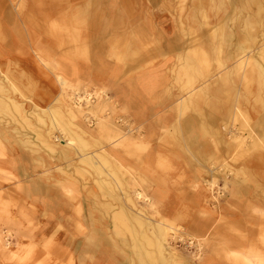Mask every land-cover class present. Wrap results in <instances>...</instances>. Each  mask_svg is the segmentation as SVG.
I'll return each instance as SVG.
<instances>
[{
    "label": "rangeland",
    "instance_id": "374dc122",
    "mask_svg": "<svg viewBox=\"0 0 264 264\" xmlns=\"http://www.w3.org/2000/svg\"><path fill=\"white\" fill-rule=\"evenodd\" d=\"M240 2L236 0L237 4ZM196 4L193 0H127L125 6L120 0H0V81L7 88L9 103L22 107V114L15 108L10 112L0 110L2 153L5 141L15 137L33 154L43 155L36 162L42 168L41 177L59 186L70 185L94 222L115 239V245L130 264L137 263L131 235L127 234L125 240L116 234L111 218L120 210L124 192L134 198L136 207L151 222L156 238L163 241L169 236L167 233L173 231H168L172 219L177 233L171 232L175 238L170 234L164 242L179 250L176 262L254 264L250 258L257 249L264 264V150L263 159L257 158L255 151L239 152L233 137L235 133L248 136V132L240 130L237 120L225 129L227 110L222 104L228 93L218 91L223 76L237 63L235 36L243 28L235 18L223 25V32L234 37L232 42H224L225 66L220 67L210 32L218 17L210 12L208 18L200 17L194 25L188 17ZM118 14L125 16L124 22L116 23ZM263 32L264 23L258 31V42L251 48L255 56ZM191 34H194L192 47L202 50L204 44L208 60L205 59L203 69L194 64L192 75L181 73L179 78L184 59L191 52ZM241 75L244 78L243 71L231 72L232 81L228 80L234 89L231 97L235 90L246 88L249 93L243 107L251 113L253 125L264 116L262 102H255L257 94L264 96V92H259L254 83L244 87L246 79ZM110 78H116L121 86L109 88L105 81ZM158 78L160 83L156 85ZM10 79L18 91L11 86ZM131 84L135 86V95ZM204 86L199 107L182 103L190 92ZM86 92L95 96L89 104L100 105L95 113L85 108L89 105L84 98ZM65 93H74L76 98L68 99L71 104L64 99ZM147 95L151 98H146ZM78 96L85 99V104H77ZM131 97L140 103L138 107L132 106ZM149 100L157 111L169 116L168 126L155 129L152 138L145 132L148 124L137 122L134 112L136 108H144ZM79 105L86 111L70 116V109H78ZM53 113L60 115V123L69 130H74L73 125L86 128L88 146L81 149L67 145V133L50 120ZM100 120L104 123L103 130ZM195 136L196 141L192 142L191 137ZM45 139L55 150L43 142ZM84 151L118 159L138 171L134 172L147 183L136 186L131 180L134 172L123 173L119 169L115 172L111 164L105 165L101 160L104 165L98 170L81 160ZM0 178L9 177L0 169ZM160 178L164 179L161 193L166 194L161 208L156 194L153 195L155 189L160 192ZM213 179L217 184L211 185ZM102 183L115 190L116 199L105 193ZM1 187L0 194L5 198V188ZM138 190L148 196L137 199ZM8 201L1 198L2 218L4 210L11 206ZM207 214L215 219L212 229L198 233L190 227L195 218ZM0 232L8 247L7 255L0 252V260L9 262L20 233L8 219L0 220ZM166 263L162 257L161 264Z\"/></svg>",
    "mask_w": 264,
    "mask_h": 264
},
{
    "label": "bare ground",
    "instance_id": "6f19581e",
    "mask_svg": "<svg viewBox=\"0 0 264 264\" xmlns=\"http://www.w3.org/2000/svg\"><path fill=\"white\" fill-rule=\"evenodd\" d=\"M194 1L197 2L198 6L192 8V10L193 9H195V10H194L193 14L191 15V17L190 16L188 17V19L191 23H193L194 25H197V22H199V18L200 17H204L205 19L208 18V16H210V12L217 15V17H218V23L211 27L210 32H211V39H212L211 44L214 45V49H215V51H217L216 61L218 62L220 67L225 66V61H224V56H223L224 42L226 44H227V42H230V41L232 42L233 37H234L233 34L228 35V34H225L223 32V28H222L223 25L228 24V22L230 20H233L235 18L236 21L239 20L238 22H239L240 28H243L237 33L238 36L237 35L235 36V37H237V40H238L235 43V46L237 47V50H238V53L235 56L237 63L234 65V67L232 69H230L231 70L230 72H228L227 74H225V76H223V79H222L223 85H222L221 89L218 90L219 92L223 91L222 94L225 93L226 91L228 93L227 100L224 101L222 104V107L225 108V110H227L226 111L227 117L224 119L226 124L223 123V125L225 124L224 127H225V129H227V127L232 124L231 123L232 121H234V122L236 120L240 121V130L246 129L248 132V136H245L244 134H241V133H239V134L235 133L234 137L232 136L236 140L235 142L237 143V149L239 150V152L241 154L253 153L255 151V153H258L257 158L263 159V155L261 156V154L264 150V116L261 117L260 119H258L257 122L252 125V122H251L252 116L250 115L251 113L248 111L247 108L243 107L245 98L247 97L246 93H249V92H247L246 88L243 89L242 88L243 86H242L240 90H235L233 96L231 97V92L234 89H233V87L230 88L228 80L232 81V77H231L232 71H243L244 72V78H243V75H241V77L244 80L246 79L244 87L245 86L248 87L249 83L250 84L254 83L256 86V89L259 90V92L261 90H263V92H264V32L261 35V41H260L261 43L259 45V50L257 52V55L258 54L259 55L255 56L253 54V52H251L252 51L251 48L254 46V44H256V42H258L259 28H260L261 24L264 23V0H241V2L239 4L236 3V0H193V4H196ZM120 2H121L122 6H125L127 3V0H120ZM205 6H208V9H206ZM239 13H241V14H239ZM261 14L263 15V20L261 19ZM114 20L116 21V23L124 22L125 16H123V15L120 16L118 14V16H116ZM194 27H196V26H194ZM193 30H196V28H193ZM15 32L17 33L16 28H15ZM20 32H21V34H23L22 30ZM20 36H22V35H20ZM189 38H190L189 50H191V52L187 53V56L184 59L185 63L182 66V68L180 69V72L178 75L179 78L181 77V73L185 76L192 75L193 74L192 66L194 64L198 69L199 68L203 69L205 66V63L208 60L207 51L205 50V45L202 44V50L200 48H193L192 43L194 42V40H193L194 34H191ZM205 59H206V62H205ZM44 65H46V64H44ZM58 69L61 70L60 68H58ZM59 74L60 73H58V75ZM240 74H241V72H240ZM6 78H8V77H6ZM58 78H59V76L57 77V79ZM7 81H9V80H7ZM10 81H11V79H10ZM189 82H192V79H190ZM159 83H160V81L158 78L157 84L156 83L155 84L158 85ZM243 83H244V81H243ZM11 86H13V88L18 91V88L16 87V85L12 81H11ZM131 86H132V84H131ZM134 87L132 86V88H133L132 94L133 95H135ZM205 87L206 86L201 87L200 89H198L197 91H195L193 93L190 92L191 94L187 97V99H184V100L182 99V103H186L188 106L192 105L195 107H197V106L199 107V98L201 97L200 92L203 91L205 89ZM72 89H73V87H72ZM83 89H85V88H83ZM6 92H7V88L0 81V110L10 112L13 108H15L20 114H22L21 105L15 103V102H12L11 104L13 106H10L11 104L7 100V99H10V97L6 96V94H7ZM3 94H5V96ZM95 94H96V92H95ZM61 95H62V93H61ZM90 95H91V93H89V92H86V94L84 95V98H86L88 100V104L91 103V100L88 98V96H90ZM74 98H76L74 96V93L72 95L71 94L69 95L67 93L64 94V99H66V101H68L69 103ZM81 99H83L82 96L77 97V100H81ZM255 102H257V103L262 102L261 107L264 106V96L257 94V96L255 97ZM96 105L89 104L85 108L87 110L89 109V111H91L92 113H95L97 110H99V107H100V105H97V106ZM85 108L82 107L81 105H79L78 109L74 108L75 111L72 110L73 108H71L69 115L75 117L73 112H77V113L81 114V113H84ZM86 109H85V111H86ZM21 116L23 117V115H21ZM59 116L60 115L58 113H56V114L53 113L50 120L57 127L61 128L64 132L67 133L68 138L66 140V144L69 146H76V147L81 148V149H83V147L88 146V144L90 143V140L86 137V133H85L86 131H84L87 129L85 128L83 130L81 127L73 125L71 127H74V130H72V129L69 130L67 127H65L66 125L61 124L62 122L60 123ZM40 119H42V118L40 117ZM69 122H67V123H69ZM102 122H103L102 120L99 121L101 128L104 127V123L102 124ZM63 123H64V121H63ZM70 124H71V122H70ZM102 130H103V128H102ZM196 137L197 136L191 137V141L195 142ZM186 140L188 141L187 143H189V136H188V139H186ZM43 142L46 143L47 146H49L52 150H55L54 145L51 142H49L48 139L43 140ZM140 144H142V143H140ZM146 144L147 143L145 142L144 145H146ZM2 149H3L2 148V140L0 139V152L1 153H2ZM65 153H66V156L70 155L67 152H65ZM199 153H201V151H199ZM2 155H4V153H2ZM80 156H81L82 161L93 165V167L97 168L98 170L99 169L102 170V167L105 164V162H108L109 164H111L112 170H114L115 172L117 171V169L121 170L123 173H130V174H132L131 172L135 171V169L133 167L126 166L124 163H121L120 161H118V159H116L114 157H113L114 159L112 158V160H110L109 157L108 158L106 157L105 153L100 154L99 152L97 153L94 151L93 152H85L84 151L83 153L80 154ZM24 157H25V155H24ZM100 160H101V162L103 161L104 164L100 163ZM142 167H143V165H142ZM135 172H138V171H135ZM135 172L133 173L135 176L131 180L136 183L135 184L136 186H139L141 183H144V182L147 183V181H145V179L143 178L142 175L138 176V174H136ZM115 178H117V177L115 176ZM118 180L119 179L117 178V181ZM118 182H120V181H118ZM108 183L110 184L109 181H108ZM210 183H211V185H215V184H217V181L215 179H213V180H211ZM104 184L105 183H102L101 185H102V188L104 189L105 193H107L109 196L116 199L117 193L115 192V190L112 189L109 185L107 186V184H105V185ZM218 186H219V184H218ZM225 186H226V183H225ZM64 188H65L66 193L70 197H73V198L76 197L75 192L73 191V189L71 187H69L68 185H65ZM155 194H157V193H155ZM147 196H148L147 193H144V192L138 190L137 199H140L142 197H147ZM119 198L120 197H118V199ZM153 204H155V203L153 202ZM153 204L152 205L150 204V205L153 206ZM119 208H120V210L116 211L115 214H113L111 216V218L113 219V222H114L113 231L116 234H118L120 237H123L125 240H126L125 236L127 234L131 235V238L133 241H131L130 244L133 246L132 250H134L136 253L134 256L137 259L136 264H161V258L162 257L164 259V262H167L166 264H168V263L169 264H180V262H176V261H178L177 259L180 258L179 257V254H180L179 250H177V249H175V247L171 246L170 242H167V245L164 242V240L167 241L169 239L168 237L170 236L171 232H174L175 234L177 233V231L174 228V224L172 223V219L169 221L168 231H170V229H173V231L168 232L167 235H169V236L168 237L166 236V238L163 239V241H162L161 239L156 238L154 236V232H153L152 226L150 224L151 222L143 216V211L136 207V202H135L134 198L128 192H124L123 203L121 204V206ZM78 209H79V211L82 209V203H79ZM160 224H162V223H160ZM196 226H198V225H196ZM1 234H0V252L4 255H7V253H8V251L6 249V248H8L7 243L4 239V236L3 235L1 236ZM171 237L175 238V236H173L172 234H171ZM123 238H122V240L125 242V244H127ZM179 238H180V236H179ZM122 244H124V243H122ZM126 246H128V245H126ZM123 247L125 248V246H123ZM150 247H155V250H153L154 248L151 250ZM168 249H169V251H168ZM254 250L256 252L253 253L254 256H252V258H250V260L254 264H263L262 259H260V256H258L259 251L257 249H254ZM200 253H201V251H200ZM12 254H13L12 256L18 257V255L15 252H13ZM184 260H185V262H190L188 259H184ZM133 261H134V259H133Z\"/></svg>",
    "mask_w": 264,
    "mask_h": 264
},
{
    "label": "crops",
    "instance_id": "0c3cea01",
    "mask_svg": "<svg viewBox=\"0 0 264 264\" xmlns=\"http://www.w3.org/2000/svg\"><path fill=\"white\" fill-rule=\"evenodd\" d=\"M105 84L113 89L121 86L116 78L107 79ZM132 104L138 107L140 103L133 97ZM136 109V121L148 124L145 132L149 138L153 137L155 129L159 131L169 124L168 115L160 113L162 110L157 111L152 100L145 101L144 108ZM5 142V157L0 156V169L9 178H0V186L5 188V198L11 206L4 210L3 218L0 214V220L8 219L20 235L12 249L18 257L10 253L13 258L9 262L0 260V264H130L115 245V239L94 222L76 193L75 198L66 193L64 186L68 184L59 186L41 177L42 168L36 162L43 159V155L33 154L15 137ZM158 180L160 192L155 189L154 196L157 193L161 208L165 205L166 194L161 193L164 179ZM1 198L5 199L4 195L0 194V202ZM79 203H82L80 211ZM195 219L190 227L198 233L215 225L212 214Z\"/></svg>",
    "mask_w": 264,
    "mask_h": 264
},
{
    "label": "built area",
    "instance_id": "2783aa9c",
    "mask_svg": "<svg viewBox=\"0 0 264 264\" xmlns=\"http://www.w3.org/2000/svg\"><path fill=\"white\" fill-rule=\"evenodd\" d=\"M83 95V94H82ZM88 98L91 100V101H94L95 100V96L93 94H91L90 96H88ZM77 101V104L79 103H84L85 104V99H81V100H76ZM10 238L7 237V240H9Z\"/></svg>",
    "mask_w": 264,
    "mask_h": 264
}]
</instances>
